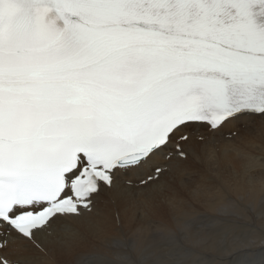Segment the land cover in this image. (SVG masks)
Segmentation results:
<instances>
[{
    "label": "snow or ice",
    "instance_id": "6c2138e0",
    "mask_svg": "<svg viewBox=\"0 0 264 264\" xmlns=\"http://www.w3.org/2000/svg\"><path fill=\"white\" fill-rule=\"evenodd\" d=\"M256 140L264 0H0V264H58L85 232L110 254L74 264H264V200L226 192L264 171ZM192 163L225 193L215 215L141 242L117 209L105 235L102 194L147 218Z\"/></svg>",
    "mask_w": 264,
    "mask_h": 264
},
{
    "label": "bare ground",
    "instance_id": "6f19581e",
    "mask_svg": "<svg viewBox=\"0 0 264 264\" xmlns=\"http://www.w3.org/2000/svg\"><path fill=\"white\" fill-rule=\"evenodd\" d=\"M253 156L261 159L264 164V140H256L247 149ZM226 163L237 172L244 168V162L235 157H228ZM188 171L193 173L192 179L186 183L181 182L179 176L170 181V190L165 197L157 200L156 205L148 212L147 218H143V210L137 203L129 201L126 197L109 191L99 199L98 207L101 209L106 222L105 235L116 234L117 228L112 218V212L119 210L121 220L119 229L128 234H138L141 242L147 241L152 234L160 229H175L177 221L184 215L206 214L215 215L214 201L225 193L209 187L212 183L208 179V172L204 165L192 163ZM251 182L245 180L229 181L226 185L227 194L234 199L243 197V202L251 201L259 204L264 200V171L258 170ZM200 186V187H198ZM176 197L175 206L167 203L166 197ZM256 217L251 213L240 218V223H255ZM133 231L134 233H131ZM94 250L104 254H110V250L104 247L101 240L96 239L86 232L79 241L78 246L70 252L57 256L58 264H74L75 255L78 252Z\"/></svg>",
    "mask_w": 264,
    "mask_h": 264
},
{
    "label": "rangeland",
    "instance_id": "374dc122",
    "mask_svg": "<svg viewBox=\"0 0 264 264\" xmlns=\"http://www.w3.org/2000/svg\"><path fill=\"white\" fill-rule=\"evenodd\" d=\"M131 233H134L133 231H131Z\"/></svg>",
    "mask_w": 264,
    "mask_h": 264
}]
</instances>
